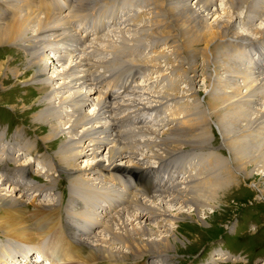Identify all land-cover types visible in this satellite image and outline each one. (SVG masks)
I'll list each match as a JSON object with an SVG mask.
<instances>
[{"label": "rangeland", "instance_id": "obj_1", "mask_svg": "<svg viewBox=\"0 0 264 264\" xmlns=\"http://www.w3.org/2000/svg\"><path fill=\"white\" fill-rule=\"evenodd\" d=\"M64 1L66 3L64 9L57 10V15L60 16V20L62 21V23L61 21H58L57 23L62 24L63 27L66 28L74 41L70 43L67 39H65V42H59V46L62 47L60 48L58 46V50L60 51L58 55H61L63 57L61 62L57 61L58 58L56 59V57H53L54 54L50 52L51 49L53 50V46L50 43H47L49 40L47 36H45V38H42L44 39V41L47 39L44 42L46 43V45L44 44L46 51H42L44 60L41 61L44 62L45 66H47V69H45L44 77L50 76L52 74V70L59 71L62 69L59 65H61L62 63H67V54L69 50H74L75 53L77 52L79 54H81V52H87L86 55L88 54V60L85 63L89 64V66H81L76 70L87 68L91 70L97 69L98 72H96V74H92V76L95 77L93 79L91 78L92 76H87L88 79L85 78V83H89L87 85H96L97 89L101 91V95H103L105 91L109 92V87L115 89V92L118 91L117 97L115 98L116 100H118H113L114 104L117 102L123 103L122 100H119L118 95L122 99H127L125 103L131 105L126 106L117 104V106L121 107L118 109L120 111L119 113H116V117L118 116L122 118L124 116H133V114H136L141 119L142 123L123 124L122 122V124L119 125L120 131H125L126 128L129 129V132L125 131L127 132V134L124 132L127 136L124 135V133L122 134V138L124 137L123 139H128H125L123 142L129 141V139L132 137L131 139H134L135 141H132L130 147L134 149L136 146H139L138 148L140 149L137 148L135 150H137L138 152H145V147H141L142 145L137 144V140H143L144 138H157V140H160L162 136V140H164V142H170V140H172L171 145L168 146L169 149L174 148L178 150L171 158L168 157V162L167 159L164 158L159 162V164L157 163L159 165L158 167H161L164 170L174 169L179 173L178 179L174 181L172 180V184L168 189L166 188L164 190V193L161 196L162 198L169 201L172 198L176 206L173 205V207H171L168 203L160 200L158 203L159 208L156 205V209L162 212L164 211L167 214H169V211H172L173 214H175L177 211L179 212L181 210L178 209L176 212H174V208H178L182 205L177 204V202H179V199L177 201V198L174 197L177 194L176 192L172 191H177L179 190V187H183L182 182L184 177L186 178L187 175H191V178L193 179L192 182L188 185H191L193 193L197 194L200 199H203L204 196L210 197L211 195H215L217 197V201L214 202L212 206L205 205L206 207H200L197 214L190 210L189 207L183 208L185 210L184 214L186 216L184 218L179 217L180 219L178 218L177 220H175V222L173 221L174 224H169L168 221L162 218L160 219L159 217L158 220L156 219L151 221L149 220L150 217L148 218L149 221L145 220L146 226L150 228L156 230L157 222L161 226L169 224L170 229L174 232L176 240L173 244V247L166 252L168 253V258H166L167 262L161 263L157 259L160 256L154 258L152 254H145L142 258L137 259V261L135 260L136 262H134V260H131L132 256L129 255L127 260H125L124 262L126 264H264V194H262V192L260 191L264 188V174H262L261 171L254 169L253 166H249L248 174L250 176L245 175V173L240 170L234 171L233 169L231 178L230 176H228L230 179H228L227 183H225L226 187L224 186L222 188V186H220L215 189V187L212 186L209 189L211 190V192H206L208 184V180L207 178H205L207 176L206 172L209 171V175L214 179H223L222 177L224 175V163H226V161H229L230 159L228 150L224 146H222L220 133L221 131H219L221 129H219L218 126L219 124L220 126L222 125L219 122V118L220 120H224L228 110L222 109L220 110L218 115L213 114L212 118L208 119V111L213 107L209 104L212 101L209 95H211L212 93L229 91L230 89L227 88V85H223L218 81L220 78H224L223 75L220 74H224V70H218L219 72H217L215 61L213 63L212 61L207 60V58L203 57L201 54L194 55L191 49L192 47L189 46L187 42L191 37L186 38L182 36L179 29H177V26L175 27L171 23L173 20L168 17L165 9H155L154 0H90L87 6L84 5L78 10L76 7V0ZM225 1L226 0H217L216 6H211V9H218V12L216 13V15L213 14L214 11L210 12L209 15L207 14L208 17H211L210 19H207V21H214L218 14H220V16H223L222 9L224 8ZM243 1L244 0H241L240 2ZM248 1V3H251L252 5V11L244 13V10L247 9V6L244 5L245 9H241L243 8V6L241 7L240 5L241 8H239L240 10L238 9L239 11L237 10V14L239 15L238 18L241 21H235L234 25L238 30L243 31V33L249 34V37H245L242 40L233 39V44H230L231 46H228L229 44H227V46L224 44L225 46H223L220 40H215L211 46L213 49H215H212L214 53H217L221 48L224 50V54L228 53L232 56V53H234L235 65L241 72L244 71L245 67L243 66L245 64V66L248 65V68L246 67V73L251 78L254 77L255 79L256 75L259 78H263L264 38L259 39L256 37H251L250 32L246 30L247 27H243L242 24L245 25V22L243 21L248 20V18L251 19L250 16H253L252 19H255L254 16L258 17L260 12H264V0ZM26 5L28 7L30 6V10L39 13L40 16L42 15V13H44V11H42L41 5L38 3H29ZM144 10L146 12L148 11V13L151 11V14L141 17L140 15L143 14H141V12ZM254 10H256L257 13ZM254 22H256V25L260 27L264 26V21H261L260 19ZM243 28L245 29L243 30ZM163 30L165 31L163 32ZM172 38L176 40V45L174 46L175 49L177 48L178 50H180V56L182 60H179V64L177 61H175L176 54H173V50L170 48V41H172ZM241 42L242 44H240ZM21 45L22 44L0 45V65H3V69H0V135H4V137L2 138V144H4L5 147L6 145L8 146L14 143L16 141L14 140V137L16 138L19 135L20 137L18 139L22 138L24 142H28V144H31L32 150H26V152H24L21 156L20 154L19 156H16V150H19L21 146L19 148L17 147L13 150V154L9 155L10 159L8 161V164H11L13 169L16 168L17 161L15 160L16 158L14 159L13 157L16 156L20 161L19 163L30 162V167L36 171H34L32 176L33 178H35V181L31 183V185L35 188L28 192L31 193L28 195L29 201L34 198L31 196L32 193L36 192L37 194H40L39 189H36L37 185H40V187L46 184L50 185V182L48 180L49 178L41 174L40 166L42 165L41 167L44 170H47L50 167L49 170H54L55 174L53 175L54 181H52L53 183L51 182L52 189L51 193L49 192V195L52 194L54 200L58 203L59 206L62 203L61 209L63 220L65 218L74 219L76 223L78 222L79 225H82V227L80 228L84 227L90 230H93L92 228H90L91 226L99 225L101 227L95 230L96 232H99L101 228H103L101 224L103 223V218L100 221L96 211H94L95 218L92 219L90 217L92 215V210L89 208V206L85 207L88 204L89 200V198L87 197L91 198L92 201L90 203V206H93L95 202H98L101 198V196H93L95 190L96 192L99 191V193L102 194L106 191H112L111 186H107L108 189H106V185L104 184L102 185V187L96 185L97 188H95V190H92L91 192L88 191V194L90 195L87 196L79 194V190L76 189L77 186H70V174L73 173L65 171L69 169L68 166H70L69 164L72 163V154L76 153L82 148L81 145L75 144V140L78 138L79 134L82 133L84 127L87 126H85V124L77 125L76 130L78 129V135L73 133L70 134L67 133L69 129L66 128L68 127L70 122H67V119L61 120L60 118L58 119V117H54L53 119H51L53 123L60 126V128L65 127L66 129H63L60 132L59 136L56 137V139L49 140L45 138V135L50 131L48 123L50 116L40 114L43 111H46V108L48 107L47 105H45L47 103V100L40 97L38 91V87L40 86L38 84H31L30 82H27L29 81L33 73L32 70L36 67L30 66V60L32 57L29 56V52L26 51V46L23 47ZM64 45H66V47ZM69 47H72V49H70ZM81 47L82 49H80ZM87 48H89L90 50ZM210 60H212V58ZM257 67L259 68V70H257ZM15 71L18 72L17 77L14 74ZM258 72L260 73V75L257 74ZM80 73L84 72L81 71ZM233 73L238 74L237 72ZM56 78H58V82L63 80L67 81L66 78H63V80H61V76H57ZM96 78H98V80H101L102 82L97 83ZM107 80H109V83ZM89 81H92L93 84H91L92 82L90 83ZM242 81L243 80H241V78H238V85L242 86ZM217 82L219 83L220 88L218 87ZM107 83L110 86L106 85ZM58 84L59 83L55 84V81L53 80L50 82L49 88H56ZM228 85L230 87L234 86L232 81H230ZM74 87L75 88L66 89L65 95L69 92H73V90L77 89L78 86L76 85ZM256 87H258L259 89H256ZM78 90L81 91V89ZM133 90H136L137 92H134ZM252 90H254L252 91L253 93L249 94L246 93L245 89L241 88L240 93L234 94L231 98V101L228 102L233 106L235 104L234 108L231 110L232 112H235L237 115L239 114L238 116L244 114L251 119V125L248 124L247 126L241 120H239L238 123H235L234 121H231L229 123V128H232L231 137H233L234 139L248 141L249 139H253V137L257 140H260L259 137L264 138V119L261 120V117H264V87L262 88L261 85L259 87V83H257L254 85ZM139 92L142 94L139 95ZM92 95L93 94H91V96ZM140 96L141 98L138 100ZM83 100L85 102L83 111L90 112L89 108L91 107L89 106H91V104L89 100H87L86 98H84ZM51 101L52 103L56 104L53 100ZM137 102H140V104H137ZM142 106H144L143 109L141 108ZM65 110H70V108L67 107ZM232 112H230V114ZM260 115L261 117H259ZM64 116L65 114L63 115V117ZM199 116H207L208 119L207 122H204L206 126L203 124V126H205V129L203 128L201 129L203 131H198V133L204 134V136L202 135V139L208 142H201L202 145L200 146H204V144H206L205 148H200L199 146L197 147L196 143H194L196 138L200 141V139H198L200 137H196L195 135H193L191 138L192 140H189V136L191 135V128L194 126V121L200 118ZM167 122L168 126H163V124ZM240 123L245 125L244 130L242 129L240 131V127L238 129V126L241 125ZM90 124L91 123H89V125ZM127 125L129 126L126 127ZM171 126H176L180 138L175 137L174 135L172 136L174 138H170L171 134L170 131H167V129ZM148 127L152 130L154 129L156 134L158 133V136L151 133L150 131L148 132L146 130V128ZM245 128H248L247 131L251 132L249 133L246 131L245 134ZM134 129H138L139 132ZM130 130L133 131L130 132ZM257 131L258 133H256ZM250 135L252 136V138L250 137ZM70 138L74 140H71ZM24 142L23 144H25ZM66 143L68 144V146H66ZM2 144H0V149L4 147L1 146ZM159 146L160 145H154V147H152L154 148L153 151H155L157 148L159 150L160 147H162ZM99 150L101 156H104L107 152V148L104 147L99 148ZM22 151L23 149L20 150V152ZM59 152H61L64 156H61ZM254 154L259 155L260 153L256 151ZM59 156L63 159V161L58 162V159H60ZM212 157H215V161L209 163L208 158ZM4 158L2 159V161L4 160ZM75 158H77V165L81 166L84 165L83 159H86L87 157L76 156ZM31 159H33L32 163L31 161H28ZM66 162H68L67 165ZM0 165L1 170V168L4 166L3 162L1 163V160ZM141 171L142 170H139L140 173ZM201 171H206L204 173L205 175L201 174ZM159 173L164 175V172H162L161 170H159ZM107 175L110 174L105 173L103 177L95 176V180H92L97 182V179L107 181L109 180V178H104ZM180 177H182V179ZM18 178L19 177L16 178V181H22ZM28 178H30V176ZM148 179L151 180L149 181V183H152L153 179L150 176L148 177ZM97 182H95V184H97ZM212 182L213 184L215 183L213 180ZM35 183L37 185H35ZM205 184L206 187L204 188ZM5 187L7 188V185ZM71 188L73 192L74 190L76 191V195L75 192L73 193L74 196L82 195L78 198L79 205H76V207L72 206L74 204H69ZM16 189L15 190L18 192L21 191L23 187L21 185H18ZM151 204L153 205L154 203L152 202ZM131 205H134V203H132ZM67 206H69L70 208ZM31 207V205H27L26 209L28 211H31ZM99 207L103 208L102 205H99ZM122 208L120 210V214L122 213V216L119 218L117 217V219L119 220L121 218L125 219L126 217H128V215L133 214V210L136 211V209H138L139 211H144V208L139 209L138 206H136L133 210H130V208H128V210H126V208L124 209V207ZM119 210H111V214L116 216L117 214L114 212ZM83 211H85L89 216L87 214L85 215ZM126 211H128L129 213ZM75 212L81 213H77L79 215L77 216ZM58 217L61 219L59 215ZM76 217L78 219H76ZM105 219L107 218L104 217V220ZM31 223L32 222H30V224ZM87 223L88 225H86ZM134 223H136V221ZM110 224L115 228L114 224ZM89 225L91 226L89 227ZM106 228L104 230H107ZM54 232L58 238L63 236L60 226H58L56 230H54ZM106 233V231L103 233L101 232V234H99L98 236H106ZM47 242L48 239L44 238L40 241V243L37 242L18 244H21L24 247H31L32 245V249L35 251L34 253H37L39 248L41 249V251H43L44 249L48 250V246H46V244L48 245ZM16 243L17 242L8 237L0 227V257L2 261L8 260L9 262L11 260L10 255L15 254L14 252L16 251H22L20 250V247H15L14 249ZM114 245L117 249L122 247L124 243L118 240L115 241ZM202 248H205V250L203 251ZM223 250H226L227 253L230 252L231 254H227ZM49 252L50 256H53L54 260H52L51 258H45L44 264H57L58 261L55 259L58 258L57 253H60L59 247H52L50 248ZM82 254H87L85 248L82 250ZM116 254L118 253L116 252ZM36 255L37 254H34V256ZM215 256L220 257V259L212 260V258H214ZM165 257H167V255ZM117 261L118 262H114L113 258H99V256H96L94 259L95 264H123V262L119 260ZM88 263L90 264V261H87L83 264ZM20 264L24 263L20 262ZM62 264L67 263L62 260Z\"/></svg>", "mask_w": 264, "mask_h": 264}, {"label": "bare ground", "instance_id": "obj_2", "mask_svg": "<svg viewBox=\"0 0 264 264\" xmlns=\"http://www.w3.org/2000/svg\"><path fill=\"white\" fill-rule=\"evenodd\" d=\"M89 1L90 0H76L77 10L84 5L87 6ZM216 1L217 0H154L155 9L156 8L165 9L168 17L173 20L171 23L173 24V26L175 27L177 26V29H179L180 34L186 38L191 37L187 42L189 46L192 47L191 49H192L193 54L194 55L201 54L203 57L207 58V60L212 61L213 63L215 61V67H216L217 72H219L218 70H224V74L220 73L221 75H223L224 78H220L218 81L221 82L223 85L224 84L227 85V88H230L229 91H224L220 93L217 92V93H212L211 95H209L210 99H212V101L209 104L213 107L212 109L208 111L209 112V116L207 114L208 119H211L213 114L218 115V113L222 109L228 110L227 115L224 120L223 119L220 120L219 118V122L223 126L222 125L220 126L219 123H218L219 124L218 126H219V129H221L219 131H221L220 133H221V139H222V146H224L228 150L230 159L229 161H226V163L223 162L224 163V175L222 177L223 179L217 180V178L215 179L212 178L209 175V171L200 172L201 174H204L205 172L207 173V176L206 177L204 176L208 180L207 190L205 189L207 193L211 192V190L209 189L212 186H214L215 189L220 186H222V188L224 186L226 187L225 183H227L228 179L231 178L233 169L234 171L240 170L244 172L245 175H249L248 174L249 166H253L254 169L259 170L262 172V174H264V138L259 137L260 140H257V139H254L253 137V139H249L248 141H242L241 139H234L233 137H231L232 128L231 129L229 128V123L231 121L238 123V121L241 120L247 126L248 124L251 125V119L245 116L244 114L243 115L241 114V116H238L239 114L237 115L235 112H232L231 110L234 108L235 104L233 106L228 103L229 101H231V98L233 97L234 94L240 93L241 88L245 89L246 93H249V94L253 93L252 91L254 90H252V88L257 83H259V87L261 85L263 88L264 87V77L259 78L256 75L255 79L254 77L251 78L246 73L248 65L245 66L244 64L243 67L245 68L247 67V68L246 69L244 68V71L242 70L243 72H241L239 68L235 65L234 53H232V56L228 53L224 54V50L222 48L219 49L217 53H214L213 50L215 49H213L211 46L215 40H220L222 42L220 43L223 44V46L225 45L227 46V44H229L228 46H231L230 44L231 43L233 44V41H232L233 39L242 40L245 37L248 38L249 34L243 33V31L238 30L236 26L234 25V22L237 20L238 21L240 20L238 18L239 15L237 14V10L239 8L243 6V8L241 9H245L244 5L247 6V9L244 10V13H248L252 11V5L251 3H248L249 2L248 0H244L243 2H240L241 0H226L224 3L225 4L224 8L222 9L223 16H220V14H218L216 18L214 19V21L212 22L207 21V19L211 18V17H208L207 14L209 15L210 12L214 11L213 14L216 15V13L218 12V9L216 8L211 9L212 8L211 6H214V5L216 6ZM29 3L40 4L42 7V11H44V13H42V15L40 16L39 13H36L33 10H30L29 8L30 6L28 7L26 5ZM65 4L66 3L64 0L63 1H58V0H0V45L2 44H17V45L22 44L21 46L23 47L26 46V51L29 52V56L32 57L30 60V63H31L30 66L36 67V68L32 70L33 73L29 81L27 82H30L31 84H38L40 86L38 87L40 97L45 98L47 100V103L45 105H47L48 107L46 108V111H43L40 114V115L50 116V119L48 121L50 131L48 134L45 135L46 139H49V140L56 139V137L59 136L60 132L66 128L69 129L67 133H70V134L73 133V134L78 135L77 133L78 129L76 130V126L84 125V124L85 126H87V127H84V129L82 128L83 129L82 133H80L78 138L75 140V144L81 145L82 148L81 150L72 154V161H71L72 163L69 164L70 165L68 166L69 169L65 170L66 172H70V173L72 172L74 174V175L70 174L71 175L70 176L71 179L69 178L71 182L70 186L71 187L73 185H75L74 187L77 186L76 189L79 190L78 191L79 194L88 196L90 195L88 194V191L91 192L92 190H95V188H97L96 185L104 184L106 186H111V188L113 189L117 187L116 185L117 182L116 183L114 182L115 180L114 176H111L112 171L121 172V173H124V172L140 173L139 170H142L141 174H143L145 177L150 176L153 180L155 181L157 180V182L154 184L155 186H161L160 181L162 183L163 178L165 179L167 177L166 171L161 168L150 169L149 167L150 166L156 167L157 163L159 164V162L163 160L164 158H166L168 162L169 161L168 157L171 158L173 155H175V152L178 150L174 148H173L174 150L169 149L168 146L171 145L172 140H170V142L169 141L164 142V140H162V136L160 140H157V138L155 139H145L144 138L143 140L142 139H140L139 141L137 140L136 141L137 144L142 145L141 147H145V150H146L145 152H142V151L138 152L137 150H135L139 146L138 147L136 146L134 149L130 147V145L132 144V141L134 140V139L133 140L131 139L132 137L129 139V141L123 142L127 138L123 139L124 137L122 138V134L125 131L129 132L128 131L129 129H127L126 127H128L130 124L125 127L126 128L125 131H120L119 125L122 124V122L123 124L142 123L141 119L136 114L135 115L133 114V116H124L122 118L118 116L116 117V113L117 112L119 113L120 110L118 109L121 107V106H117V104L126 105V106H129L131 104L125 103L127 99L126 98L122 99L121 97H119V95H118V98L119 100H122L123 103L122 102L121 103L117 102L115 104L113 103L114 102L113 100H116L115 98L117 97L118 91L115 92L114 91L115 89H112L111 87H109L110 86L108 84L109 80H107L108 83L106 85H109L108 89L110 90L109 92L105 91L103 95H101V91L97 89L96 85H87L89 83H85V78L88 79L87 76H92V74L94 73L96 74V72L98 71L96 68H95L96 70L94 69L91 70L87 68L76 70L78 67H81V66H84V67L89 66V64L85 63L88 60L87 59L88 54L86 55L87 52L86 53L81 52L84 49L80 51L81 54L77 52L75 53L74 50L72 51L69 50L67 54L68 55L67 63H62L61 65H59L61 66L60 68L62 69L59 71L52 70V74L50 76L44 77L45 69H47V66H45L44 62H41V61L44 60L43 59L44 55L42 56V51L44 52L46 51L44 47L46 43L44 42L47 39L44 41V39L42 38H45V36H47V38L49 39L47 43H50L53 46V50L51 49L50 52L54 54L53 57H56V59L58 58L57 61H61L63 58L61 55H58V53H60V51L58 50V46L60 45L59 42H65L64 41L65 39H67L70 43L74 41L73 38L70 36L69 32L66 30V28L63 27L62 24L57 23L58 21H61L60 16L57 15V10L64 9ZM141 14L142 15L140 16L144 17V16L151 14V11L148 13V11L146 12L144 10L141 12ZM250 17L251 19L253 18V16H250ZM254 18L255 19H252V20L249 18L246 21L242 20L243 22H245V25L244 24L242 25L243 27L244 26L247 27L246 30L250 32L251 37H254V38L256 37L259 39L264 38V26L260 27L256 25V22H254L258 19H260L261 21H264V12L263 13L260 12L259 16L258 17L254 16ZM244 29L245 28H243V30ZM164 31L165 30H163V32ZM170 42H171L170 48L173 50V54H176L175 61H177L179 64L180 63L179 60H182V58L180 56V50H178L177 48L175 49L174 47L176 45V40L172 38V41ZM240 44H242V42ZM64 46L66 47V45ZM59 47L62 48L61 46ZM70 49H72V47ZM80 49H82V47ZM211 58L212 60H210ZM0 69H3V65H0ZM257 70H259L258 67H257ZM81 71H83L84 73H80ZM233 72H237L238 74L236 73L234 74ZM14 74L17 77L18 72L15 71ZM257 74L260 75L259 72ZM57 76H61L62 77L61 80H63V78L64 79L66 78L67 81L63 80V81L58 82L57 80L58 78H56ZM91 78L93 79L95 77L92 76ZM238 78L239 79L241 78V80H243L242 86L238 85L237 83ZM53 80L55 81V84L57 83L59 84L57 85L56 88L50 89L49 88L50 82ZM92 81H89V82L91 83ZM96 81L97 83L102 82L101 80H98V78H96ZM230 81H232L234 86L230 87L228 85ZM91 84H93V82ZM76 85L78 86L77 89L73 90V92L67 93L68 95L67 94L65 95L66 89L75 88L74 86ZM217 85L220 88V85L218 82H217ZM78 89H81V91H79ZM256 89H259V88L256 87ZM134 92H137V91L135 90ZM140 92L138 93L139 95L142 94ZM91 94L93 95L91 96ZM84 98L89 100L91 104V106H89L91 107L89 108L90 112L83 111V108L85 107L84 105L85 102L83 100ZM140 98L141 96L138 98V100ZM51 100H53L56 104L52 103ZM140 102L139 103L137 102V104H140ZM67 107H69L70 110H65ZM141 108L143 109L144 106H142ZM230 112L232 113L230 114ZM63 113L65 114L64 117H63L64 115ZM261 115L259 117H261ZM207 116L205 117L199 116L200 118L194 121V124H193L194 128L193 127L191 128V132H190L191 135L189 136V140L192 138L193 135H195L196 137H200L198 138L200 139V141L197 140V138L194 141L197 147L199 146L200 148L202 147L205 148L206 144H204V146H200V145H202L201 142L203 143L206 140L204 141L202 139L203 138L202 135L204 136V134L198 133V131H203L201 130L203 128L205 129L206 125L204 124V122L205 121L207 122L208 120ZM54 117H58V119L60 118L61 120L67 119V122H70L68 127L60 128V126L54 124L53 121L51 120ZM262 119H264V117H261V120ZM89 123L91 124L89 125ZM203 124L205 126H203ZM165 125L168 126V122L163 124V126ZM245 125L243 124L239 125L238 129L240 127V131L242 129L244 130ZM247 129L248 128H245V134H246ZM146 130L158 136V133L156 134L154 129L152 130L151 128L148 127L146 128ZM132 131L130 130V132ZM136 131H138V129ZM167 131H170V134H171L170 138H174L172 137L173 135L175 137L180 138L179 133L176 129V126L169 127ZM127 132L125 133L127 134ZM125 133L124 135H126ZM256 133H258V131ZM3 137L4 135L2 136L0 135V144H2ZM19 137H20L19 135L16 138L14 137V140L16 141L8 146L6 145V147L4 144H2L1 146H4V147L0 149V160H1V163L3 162L4 164V166L0 170V227L2 231L8 237H10L15 242H17L14 246V249L15 247H20V250H22V251L14 252L16 256H12L13 258H11V260L19 261V263L23 262L24 264H43V261L45 260V258L46 259L51 258L52 260H54L53 256H50L49 250L50 248L52 247L54 248L55 246L56 247L58 246L59 251H60V253L59 252L57 253L58 258L55 259L58 261L57 264L58 263L62 264V260H64L67 264H73V263L83 264V263H86L87 261H90V264H95L94 259L96 256H99V258H105V259L113 258L114 262H118L117 260H119L123 262V264H126L124 261L127 260L129 255L132 256L131 260H134V262H136L137 259L142 258L145 254H152L154 258L160 256L157 259L161 263L167 262L166 258H168V253L166 252L173 247V244L176 240V236L174 232L170 229L169 224H172L173 221L175 222V220H177L179 217L184 218L186 216L184 214L185 210L183 208L189 207L190 210H192L194 213L197 214L200 207L202 206L206 207L205 205L212 206L213 203L217 201V197L215 195H211L210 197L204 196L203 199H200L197 194H194L191 189V185H188L189 183L192 182L193 179L191 178V175H187L186 178L184 177L183 179V182H182L183 187H179V190L177 191H172V192H176L177 195L174 197L177 198V201L179 199V202H177V204L182 205L178 208H174V212H176L178 209H181V210L179 212L177 211L175 214H173L172 211H169V214H167L164 211L162 212L156 209L160 200H163L164 202L168 203L169 206L171 207H173V205L176 206L172 198L169 201L161 197L164 191L163 192H151V190L148 189L149 187L140 189L137 187V185H133L132 190H129V188L124 184L123 189H126V191L128 192L127 202L134 203V205H128L129 207L126 206L124 207V209L126 208V210H128V208H130V210H133L136 206H138L139 209L144 208V211H139L138 209H136V211L133 210V214L128 215V217H126L125 219L121 218L119 220L117 219V217L119 218L122 216V213L120 214V210L122 208L121 206H120L121 207L120 210L118 209L119 211L114 212L117 214L116 216L104 210V217L107 219L105 220L102 219L103 223L101 224L103 228H101L99 232H96L95 230H97V228H100L101 226L89 225V227L91 226L90 228H92L93 230H91L90 232H87L84 227L80 228L82 227V225H79L78 222L76 223L74 219L65 218L63 220L62 209H61L62 203L59 206L58 203L54 200L52 194L49 195V192L51 193V189H52L51 182L54 181L53 175L55 174L54 170L52 169L49 170L50 167L49 168L47 167L48 169L44 170L41 167L42 165L40 166L41 174L49 178L48 180L50 182V185L43 184L45 187L44 186L40 187V185H37L35 183V185H37L36 189L37 190L39 189L40 194H37L36 192L32 193L31 196L34 198L31 199V201H29L28 195L31 193H28V192L35 188L31 185V183L35 181V178L32 177L35 170H33L30 167V162L19 163L20 161L18 157L16 156H19V154L21 156L24 152H26V150L31 151L32 145L28 144V142L27 143L24 142L22 138L18 139ZM250 137L252 138L251 135ZM71 140H74V139H71ZM23 142L26 145L23 144ZM177 143H174V144H177ZM154 145H160L162 147L159 146L160 147L159 150L157 148L155 151H153L154 148L152 147H154ZM20 146L21 148L19 150L18 149L16 150L17 155L13 156L14 159L16 158L15 160L17 161V167L13 169L12 165L8 164V161L10 159L9 155H12L13 150L16 149L17 147L19 148ZM66 146H68V144ZM101 147L107 148V152L105 153L104 156L100 155L99 148ZM22 149L23 151L20 152V150ZM256 151L259 152L260 154L259 155L254 154ZM59 153L61 154V156H64L62 155L61 152ZM76 156L87 157L86 159H83L84 165H81V166L77 165L76 162H77L78 157L75 158ZM3 158L4 160L5 159L6 160L2 161ZM59 158L60 159H58V162L63 161V159L60 156ZM214 158L213 157L208 158L209 163H211L212 161H215ZM123 159H126V160H123ZM32 160L33 159L28 160V161H31L32 163L33 162ZM67 163L68 162H66V165ZM170 165H171V161H170ZM159 170L164 172L163 174L166 177L162 175L161 173H159ZM105 173L110 174L104 177V178H109V180L107 181L100 180L99 183L97 181H93L95 180V176L103 177ZM29 176L30 178H28ZM228 176H230V178ZM17 177H19L18 179L22 181H16ZM177 177H179V173ZM180 178L182 179V177ZM212 180L215 182L214 184ZM95 182H97V184H95ZM6 185H7V188L5 187ZM18 185H21L23 189L17 192L16 187H18ZM205 187H206V184L204 185V188ZM260 191L262 192V194H264V188L263 190H260ZM74 192L76 195L75 190ZM74 192L71 188L69 204L70 205L74 204L72 206L76 207V205L77 206L79 205L78 198L81 197L82 195L74 196L73 195ZM97 192L99 193V191ZM111 200L115 203L114 194ZM152 202L154 203L153 205L151 204ZM27 205L32 206L31 211H28L26 209ZM94 211L97 212L95 206H94ZM77 213L80 214L81 212H77ZM77 213L75 212V214L79 216ZM58 215L61 217V219L58 217ZM124 216H125V213H124ZM149 217H150L149 220L151 221L156 220V219L158 220V217L160 219L161 218L165 219L166 221L169 222V224H167L168 223L167 222L166 223L167 225L161 226L160 224L156 222L157 229L155 230L153 228L146 226L145 220L149 221L148 220ZM76 219L78 218L76 217ZM135 221L136 223H134ZM30 222L32 223L30 224ZM110 223L114 224L115 228ZM58 226H60L61 233H63V236L60 238H58L54 232V230H56ZM105 228L107 230H104ZM105 231L107 232L106 236H103V237L98 236L99 234H101V232L103 233ZM44 238L48 239V242H47L48 245L46 244V246H48V250L44 249L45 251L44 250L41 251V249L39 248L40 250L37 251L36 253L37 256H31L32 253H30L31 251L30 247L27 246L28 248H26L23 245L18 244V243H37V242L40 243V241L43 240ZM118 240L122 241L124 245L116 249L114 244H115V241H118ZM84 248L86 249L87 254H82V250ZM27 249H29V251ZM32 252H35V251H32ZM116 252L118 254H116ZM166 255L167 257H165ZM219 259L220 257H217V256L212 258V260H219ZM0 263L12 264L11 262H8V260L2 261L1 257H0ZM14 264L16 263L14 262Z\"/></svg>", "mask_w": 264, "mask_h": 264}]
</instances>
